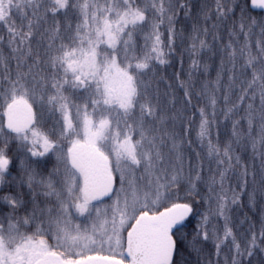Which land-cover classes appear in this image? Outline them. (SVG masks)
I'll list each match as a JSON object with an SVG mask.
<instances>
[{
  "label": "snow or ice",
  "instance_id": "snow-or-ice-1",
  "mask_svg": "<svg viewBox=\"0 0 264 264\" xmlns=\"http://www.w3.org/2000/svg\"><path fill=\"white\" fill-rule=\"evenodd\" d=\"M248 4L264 10V0H215L214 17L201 7L199 16L218 23L211 25V31L194 26L189 52L214 54L219 25L237 11L238 31L245 36L252 32L257 21L249 16L245 24ZM178 8L186 14L191 11L181 0H0V26L7 31L6 37L0 35V44L6 43L12 53L11 57L0 55V111L6 117V123H0V185L6 178L17 182L11 176L13 161L7 154L15 140L16 165L23 174L18 183L32 193L30 201L20 195L0 197L9 209L7 215L0 214V264H125V257H130L128 264H180L178 234L194 212L201 168L199 162L195 168L186 167L181 155L175 125L185 119L182 111L173 98L162 99L159 88L148 79L155 70L153 62L168 63L165 49L173 51L176 43L173 25ZM165 23L167 45L160 31ZM258 26L264 34V21ZM148 29L146 51H138L135 35ZM236 35L229 33L233 38ZM224 48L233 70L227 90L231 92L238 84L241 103L245 98H259V114L249 102L246 119L250 137L259 120V142L264 145V41L250 44L245 39L242 46L233 47L230 40L221 45ZM238 57L242 63L237 70ZM10 60H15L14 68ZM191 65L193 71H201L198 60L193 59ZM202 71L208 73L207 63ZM220 79L218 72L216 83L202 89L213 117ZM181 87L185 88V104H190L192 85ZM65 92L79 94L81 103L71 101ZM36 103L41 121L49 112L60 114L56 138L37 126ZM98 109L99 118L93 120L92 113ZM72 110L79 118L76 125ZM232 112L228 108L225 118ZM200 120L198 136L201 142L207 141L208 155L218 168L223 166L210 177V183L219 185L215 215L224 217L226 223L221 236L209 231V218L203 216L196 233L200 240L193 247L211 237L217 253L227 242L238 256L252 257L256 238L241 251L227 226L230 205L238 202L241 193L233 190L228 196L224 189L229 170L240 159L234 157L230 144L221 150L211 142L204 109H200ZM237 123L233 135L238 138ZM58 140H67L70 146L65 150ZM255 144L253 138L254 150ZM49 153L63 165L59 179L55 172L46 177L37 173ZM248 175L244 168L242 190ZM258 182L264 195V160ZM252 183L257 184L255 173ZM37 194L44 199L37 202ZM255 194L254 190L250 199ZM105 197L111 203L102 206ZM18 209L26 215L17 218ZM46 237L55 241V250Z\"/></svg>",
  "mask_w": 264,
  "mask_h": 264
},
{
  "label": "trees",
  "instance_id": "trees-1",
  "mask_svg": "<svg viewBox=\"0 0 264 264\" xmlns=\"http://www.w3.org/2000/svg\"><path fill=\"white\" fill-rule=\"evenodd\" d=\"M139 3V0H137ZM191 11L186 14L184 9L178 8L177 15L174 18V28L177 34L176 43L173 45V51L166 50V58L168 63L164 65L156 64L155 70L148 76L150 81L154 82V86L158 87L161 93V98H173L176 101V107L182 111L185 119L178 121L175 125V131L178 137L181 155L188 164L195 168L197 162L200 164L201 181L197 182L198 195L194 196L195 207L191 217L186 221L183 230L179 233V260L180 264H264V195L259 192L258 174L261 167V162L264 160V145L259 142V120L254 123L251 130V137L247 126V104L253 103V107L259 114L260 101L257 98L255 101H245L241 103L238 100L240 94L239 85L237 84L231 92L227 90L229 84V77L233 75L231 64L228 59L227 49H221V45H227L232 40L233 47H239L244 44L245 39L250 44L257 41H264V34L261 33L259 23L264 21V12L255 11L248 4L245 8L246 16L244 19L245 24L249 23L248 17L257 21V25H253L252 32L244 33L238 31V24L240 22L239 12H235L232 19L225 21L219 25L217 35L218 41L213 44V51L210 57L206 52H201L198 56L189 52L192 40L191 37L195 34L193 32L194 26L199 29L207 27L211 31V25L218 23L215 19L204 20L203 16H199L200 9L203 7L208 12L209 17H214L215 14V0H181ZM237 2H244V0H237ZM162 33V40L167 45L168 32L167 23L162 24L160 27ZM235 31L236 37H230L229 33ZM150 32L146 30L144 34H136L135 39L138 51H146L145 37ZM0 35L7 36V31L3 26H0ZM211 43V41H209ZM150 43V41L148 42ZM103 47V46H102ZM253 51L255 48L253 47ZM0 55L4 57H11L12 53L6 43L0 44ZM196 59L200 62L201 71H193L191 62ZM119 62V58H118ZM15 60H10V67H15ZM204 63L209 65L208 73H203L202 68ZM242 60L238 57L236 59L237 70L240 67ZM220 73V84L215 91L216 105L215 117L211 115L213 108L208 102V97L202 92V89L207 84L209 88L216 83L217 73ZM181 84L188 86L192 85L188 90L191 94V103L185 104L184 92L185 88ZM167 93V97L164 94ZM71 101L76 104L81 103L79 94L74 95L71 92H65ZM235 105V107H233ZM34 110L37 111V126L40 131L49 134L51 138H56L58 135L59 124L57 121L60 119V114L47 113L44 115L43 120H40L39 103L33 105ZM228 108H233V112L228 118H225L224 113ZM200 109H204L205 115L210 122V139L213 144L223 150L227 145H231L234 157H239L240 164L233 166L228 172V179L225 184V193L231 196L232 191L240 192L239 200L236 204L230 205V210L227 216V226L232 229L236 242L240 245L241 251L251 243L253 237L256 238L255 242L257 247L253 249V256H238L234 246L230 243H225L221 246L219 253L216 251L215 242L211 239L201 241L200 243H193L200 238L196 235L200 231V222L203 216L207 215L209 218V231L215 230L218 235H223L225 226V218L215 215L216 197L220 192L219 185H211L210 177L217 174L223 166L218 168L217 163L213 157H209L207 149V141L201 142L198 132L200 127ZM89 112H92L89 107ZM99 109L97 113H92L93 120H98ZM113 127H115V113H113ZM72 119L74 125L78 124L79 118L76 116L75 111L72 110ZM236 128L239 130V137L233 135V125L235 122ZM0 123H5V116L0 111ZM122 127V125H121ZM187 129L185 132L184 129ZM6 131V130H5ZM14 135V134H13ZM253 138L256 140L255 150L253 148ZM65 150L70 146L67 140L57 141ZM3 147V145H0ZM16 147L17 141L12 140L7 149V154L13 163L10 166L11 176H15L17 182H12L6 178L5 184L0 186V197L6 195H20L25 201H30L32 193L26 185L18 183L20 180L19 175L23 176L19 167L16 165ZM44 165L37 168V173L42 176L50 175L55 172L56 177L59 179L58 168L60 162L57 161L53 153H49L43 158ZM244 168L248 170V183L242 190L240 187V176ZM63 173V171H62ZM257 174V184L253 185L252 175ZM18 176V178H17ZM117 188L119 181L117 177ZM212 188V191H209ZM256 191L254 198L250 199V194ZM34 191L39 193L40 189L34 186ZM203 197V199L201 198ZM44 199L43 196L37 194L36 200L40 202ZM111 203V200L102 201L101 205ZM30 210V209H29ZM163 210V209H160ZM9 209L7 206L0 202V214L7 215ZM17 218L26 215L24 209H18L15 213ZM80 221V219H77ZM47 238V237H46ZM50 245L53 246L54 240L47 238ZM119 257V256H118Z\"/></svg>",
  "mask_w": 264,
  "mask_h": 264
},
{
  "label": "rangeland",
  "instance_id": "rangeland-1",
  "mask_svg": "<svg viewBox=\"0 0 264 264\" xmlns=\"http://www.w3.org/2000/svg\"><path fill=\"white\" fill-rule=\"evenodd\" d=\"M5 130H6V129H5ZM58 171H59V172H58L59 177L61 178L62 175H63L62 171H64V169H63V165H62L61 163L59 164ZM46 176H48V175H46ZM46 176H45V177H46ZM14 177H15V176H14ZM17 178H18V176H17ZM19 178L21 179L22 176L19 175ZM57 179H58V178H57ZM4 184H5V183H4ZM0 186H3V185H0ZM102 206H104V205H102ZM82 219H83V218H80V221H79V220H76L75 222H76V223H80ZM48 243H49V242H48ZM53 244H54L53 246L55 247V241H54ZM49 245H50V243H49ZM50 246H51V245H50ZM105 254H107V253H105ZM117 256H118V254H117Z\"/></svg>",
  "mask_w": 264,
  "mask_h": 264
},
{
  "label": "water",
  "instance_id": "water-1",
  "mask_svg": "<svg viewBox=\"0 0 264 264\" xmlns=\"http://www.w3.org/2000/svg\"><path fill=\"white\" fill-rule=\"evenodd\" d=\"M252 9L255 10V11H263V12H264V10H261V9H254V8H252ZM5 123H6V117H5ZM6 131H7V129H6ZM107 199H110V198H108V197H105V198H104V200H107ZM191 215H192V214H191ZM191 215L188 217V219L191 217ZM188 219H187V220H188ZM187 220H186V221H187ZM186 221H185V222H186ZM126 260H127V261H125V264H128V262H129V260H130V257H126Z\"/></svg>",
  "mask_w": 264,
  "mask_h": 264
}]
</instances>
